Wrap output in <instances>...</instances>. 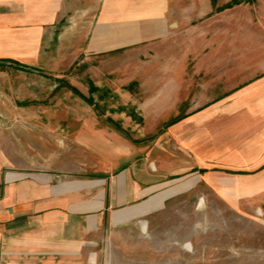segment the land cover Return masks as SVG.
I'll return each mask as SVG.
<instances>
[{
	"label": "crops",
	"instance_id": "crops-1",
	"mask_svg": "<svg viewBox=\"0 0 264 264\" xmlns=\"http://www.w3.org/2000/svg\"><path fill=\"white\" fill-rule=\"evenodd\" d=\"M63 85L89 120L35 107ZM183 193L264 197V0H0V264L89 261Z\"/></svg>",
	"mask_w": 264,
	"mask_h": 264
},
{
	"label": "rangeland",
	"instance_id": "rangeland-1",
	"mask_svg": "<svg viewBox=\"0 0 264 264\" xmlns=\"http://www.w3.org/2000/svg\"><path fill=\"white\" fill-rule=\"evenodd\" d=\"M79 82L70 85L89 98L87 79ZM50 87L44 95L38 93L35 107L81 112L88 115L82 121L89 120L95 103L67 85ZM100 120L105 123V118ZM165 206L128 228L105 234L89 251V261L81 264H264V197L247 212L185 193Z\"/></svg>",
	"mask_w": 264,
	"mask_h": 264
}]
</instances>
